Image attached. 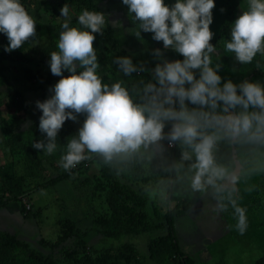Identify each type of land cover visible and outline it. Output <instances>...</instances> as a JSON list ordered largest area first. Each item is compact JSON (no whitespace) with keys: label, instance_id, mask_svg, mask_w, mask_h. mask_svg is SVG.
I'll return each instance as SVG.
<instances>
[{"label":"clouds","instance_id":"clouds-1","mask_svg":"<svg viewBox=\"0 0 264 264\" xmlns=\"http://www.w3.org/2000/svg\"><path fill=\"white\" fill-rule=\"evenodd\" d=\"M121 3L131 15L136 37L150 33L152 40L162 41V49H153L158 62L154 67L155 82L144 86L146 102H134L121 81L111 86L102 83L97 71L94 41L103 34L106 22L121 26L120 21H110L103 11L85 9L77 17V25L70 26V9L64 4L60 16L69 20L62 23L58 50L52 51L48 59L51 74L60 79L49 88L46 99L35 102L41 113V137L33 141L32 148L52 154L65 122H76L82 114L84 119L70 135L61 157L65 170L93 154L109 162L118 154L133 153L142 145L167 138L191 149L182 154L184 160L195 156L191 187L200 190L206 184L214 185L226 174L214 155L218 141L236 140L242 135L252 140L264 139V84L247 79L222 82L221 64L213 60L214 55H219L217 46L210 42L215 36L210 26L216 0ZM246 3L247 9L232 22L230 38L224 41L226 52L232 53L240 64H248L258 53H264V0ZM36 26V19L21 0H0V34L7 38L5 52L21 49L35 37ZM168 49L180 58H164L163 51ZM115 62L125 75L136 71L128 56L116 57ZM238 107L240 110L236 111ZM250 108L258 111H249ZM169 123L170 130L165 133ZM30 125L28 121L26 126ZM219 211H224V207ZM235 213L237 228L243 233L247 228L246 210L236 205Z\"/></svg>","mask_w":264,"mask_h":264},{"label":"trees","instance_id":"trees-1","mask_svg":"<svg viewBox=\"0 0 264 264\" xmlns=\"http://www.w3.org/2000/svg\"><path fill=\"white\" fill-rule=\"evenodd\" d=\"M63 1L68 3L70 7H75L77 11L81 9L102 11L93 4L92 0ZM29 2L36 3L32 0H21L22 4ZM237 7V0H220L218 10L222 14L224 13L223 20L215 27V36L210 41L216 44L217 52L222 54V58L226 62L228 52L224 49V41L230 38L228 30L237 17ZM36 21L35 37L30 38L21 49L5 52L4 46L7 44V38L0 34V86L3 87L5 92L4 96L0 97V103L3 100H9V105L17 111V115L29 111L25 99L27 92L42 90L47 94L54 81L60 78L52 75L50 69L45 74L47 79L45 77L41 78L38 67L40 64H37V70L26 67L23 77L20 78L13 73V70H10L8 65L2 62L13 56L14 61L24 60L26 54L29 52V55L34 50V43L45 35L47 30L51 31L43 22ZM76 24V21L71 20L70 26ZM108 26L106 23L103 34H98L94 41L99 60L102 59L104 54L106 55L112 51V49L104 46L103 40L105 38L113 39L115 46L124 43ZM42 50L40 63L43 67L49 68V54L58 49H56L54 43L49 42ZM147 51L144 50L141 53V50H135V52L129 51L131 54L126 53L132 59L133 64L136 65V71L125 75L120 69V72L116 70L111 74L115 83L121 81L124 84L136 103L146 102L144 86L149 82H155L154 55L153 52ZM133 52L134 54H132ZM176 57L177 59L180 58L177 54ZM1 68H4L5 71L3 75ZM251 68L253 76L258 75L260 72L264 73V53H258L254 57V64ZM115 73L117 74L114 77ZM67 74L65 73V75ZM136 89H138V92H135ZM189 107L193 106L189 105ZM252 111H258V109H252ZM13 121L17 120H9L0 108V126L8 135L5 133L4 139L0 140V145L7 149H5V154L9 152L16 155L19 149H22L21 157L18 158V161L12 162L13 165L8 163L0 165V211L15 208L13 212L20 218V221L17 222L18 225L23 227V231L26 229L28 235L29 233L32 235L33 226L31 227L27 221L35 220L34 205L28 203L29 209H27L24 201L22 202V199H24L22 197L28 196L31 184L35 185L32 191H40L52 188L63 181L73 183L76 181L75 174L80 171V167L76 165L74 168L65 170L60 163L61 157L66 151L67 141L71 138L70 135H74L68 121L65 122L59 133L57 149L52 154L37 151L30 145L34 140L41 137V133L36 126L35 137L32 136V140L28 143L14 132ZM170 127L171 124L169 123L166 125L164 132L167 133ZM168 142L169 140L165 138L157 143L148 144L147 146L142 145V148L148 147L152 150L155 148L163 149L161 157H152L149 161L139 149L136 152L124 154L129 157V160L122 162L121 165L117 164V155L109 162H105L97 154L92 155V160L98 167V174L93 173L94 176L90 178L87 176L84 183L91 186L92 180H94L90 195L93 200L101 201L99 204L102 203V209H94L90 231L100 235L101 240L108 241L109 246L107 248L101 249L88 244L86 238L89 231L82 229L70 217H64L59 219L56 225L58 226L56 238L47 240L44 237H38L35 241L36 246H33L32 242H28L29 240H26L25 236L21 238L19 234L0 231V264H143L138 259L139 251L136 245L130 242L129 239L138 238L139 235L145 237L154 232L158 233V236L152 239L147 238L146 244V254L150 260L160 264L168 260L176 261L178 264H195L191 256L187 255L180 246L175 230L177 216L190 210L194 202L185 183L186 176H184V173L191 168V163L189 164V160L182 158V154L185 151L190 152L191 149L180 141L173 142L174 146L167 148ZM232 148L236 150L235 155L240 160L239 153L241 150L238 139L231 141L225 138L218 141L216 145L214 151L216 163L224 169H230L234 166ZM192 159L195 161L194 155ZM160 161L162 162L159 165ZM18 162L24 163V171L14 170L13 166ZM49 171L57 174L47 178L46 173H50ZM124 171H129L126 176L133 175L134 184H128L120 179V174L123 175ZM258 172L262 179L264 172ZM41 179L45 181L40 182ZM159 180L165 181L166 186H159L158 189H165L169 196L176 201L174 208L166 210L164 213L156 207L149 195V192H152L155 188L154 184ZM218 180L214 185H208L207 187L210 189L217 186L219 184ZM148 183L149 186L145 189L143 185ZM258 184L260 185V182ZM14 203L18 206L17 208L12 205ZM124 237L127 238L120 241ZM112 252L114 253L112 254ZM253 264H264V251Z\"/></svg>","mask_w":264,"mask_h":264},{"label":"rangeland","instance_id":"rangeland-1","mask_svg":"<svg viewBox=\"0 0 264 264\" xmlns=\"http://www.w3.org/2000/svg\"><path fill=\"white\" fill-rule=\"evenodd\" d=\"M32 1L36 3H25L23 4L24 7L36 20L47 25L51 31L47 30V33L34 43V50L29 55L28 52L24 60L18 59L14 61L13 56L10 59L2 61L3 64L8 65L10 70H13V73L20 78L23 77L26 67H32L31 70H37V64H40L38 67L41 78L45 77L49 68L43 67L40 63V57L43 51L42 48L48 45L49 42H52L57 49L59 33L62 31L61 25L65 20H69L68 17L60 16V8L64 4L69 6L70 23L71 20L77 23V17L83 12L82 9L77 11L75 7H70V5L63 0ZM92 2L108 16L110 21L119 20L121 23V26L119 24L114 26L106 22L107 26L109 25V29L111 28L112 32L124 43L120 46H115L113 39L105 38L103 40L104 46L112 49V51L106 55L104 54L102 59L100 58L101 62L98 59L99 68L97 71L101 77V81L111 86L115 83L111 74H113L114 71L116 72V70L120 72V68L115 62L116 57L127 56L126 53L131 54L129 51L135 52V50H141V53L144 50L153 52V49H162L163 45L162 41L152 40L150 33H141V37L139 38L135 36L134 23L131 20V15H129L127 7L121 3V0H92ZM166 2H169V0H166ZM219 3L220 0H216V6L212 10L214 22L210 28L213 31L219 22L223 20L224 13L222 14V12L218 10ZM237 4L238 17L243 10L247 9V3L246 0H237ZM228 33L230 35V29ZM134 52L132 54H134ZM218 54V57L217 55L213 56V60L214 63L221 64L219 74L222 77V82L230 79L234 83H239L247 79L250 81H259L264 84L263 72L254 76L251 74V67H253L254 59L248 64H240L235 60L232 53L226 54V56L230 57V59L226 57L227 62L224 61L221 53ZM163 56L168 60L177 59L176 53L171 49L164 50ZM154 61L156 65L158 61L155 57ZM1 72L2 75L5 74L4 68H1ZM116 74L117 73H115L114 77ZM45 79L47 78L45 77ZM59 79L60 78H57V80L51 84L54 85ZM135 92H138V89H136ZM4 93L3 87L0 86V97H3ZM49 95V92L46 94L42 90L27 92V94H25V99L28 103L29 111L27 113L23 112L22 114L18 113V115L17 111L9 105V100H3L1 102L2 104L0 103L3 114H5L9 120H17L13 121L14 132L21 136L25 142L31 141L32 136L35 137L34 132L37 131L36 127L38 128V118L41 113L36 109L35 102L37 100L43 101ZM239 110L238 107L236 111ZM249 111H252V108H250ZM83 119L84 116L81 114L76 122L68 120L74 133L77 131ZM28 121H31L30 126H26ZM33 125L35 130L33 129ZM5 133L7 135V132H4L0 126V140L4 139ZM230 140L233 141L232 139ZM238 141L241 150L239 153L241 159H237L235 149L234 155L235 159L239 161L240 167L239 172L232 178L231 176L235 172V160L233 157L234 166L230 167V169H226V174L218 180L219 184L210 189L207 187V184L200 190H194L191 187V178L195 173V169L192 167V164L195 162L194 159L189 160L191 168L184 173V176H186L185 183L189 188V194L194 202L190 210L177 216L175 220V230L180 246L187 255L191 256L195 264H253L264 251V196L262 197L264 193V175L261 179L258 172H264V139L252 140L242 135L238 138ZM30 145L32 146L31 143ZM5 149L3 145H0V165L4 163L13 165L12 162L18 161V158L21 157L22 149H19L16 155L9 152L5 154ZM139 151L145 154L149 161L152 157H161L163 149L155 148L152 150L148 147H141ZM117 157L118 165L129 160V157L124 154H118ZM81 162L77 164V166L80 167V171L75 174V182L63 181L52 188L40 191H32V189L35 188V185L32 183L29 187L30 192L28 196L25 195L22 197L24 198L22 202L24 200L27 203H32V205H34V211L37 213L33 212L35 220L27 221L31 227L33 226L34 230L32 235L30 233L28 235L26 229L23 231V227L18 225L17 222L20 221V218L13 212L15 208L3 209L0 211V231L16 233L19 234L21 238L25 236L26 240H29L28 242H32L33 246H36L35 241L38 237L54 240L58 231V226H56L58 220L64 217H70L82 229L89 231L86 238L88 244H92L101 249L107 248V246H109L108 241L101 240L102 238L100 235L90 231L94 209H102V203L99 204L101 201L93 200L90 195L94 180H92L91 186L84 183V179L87 176L90 178L94 176L92 175L93 173L98 174V167L93 162L92 157ZM161 162L162 161H160L159 165ZM13 168L15 171H24V163L18 162ZM49 172L50 173H46L47 178L57 174L56 172ZM128 172L129 171H124V176L120 174V179L128 184H134L133 175L130 174L126 176ZM39 181L43 182L45 180L41 179ZM151 182L152 180L150 183ZM258 182H260V185ZM165 184V181L159 180V182L154 184L155 188L152 192H149L156 207L160 208L163 213L166 210L174 208L176 204V201L169 196L165 189H158L159 186ZM148 186L149 183L143 185L145 189L148 188ZM12 205L16 208L18 207L15 203ZM236 205L246 210L247 228L243 233L237 228L238 217L235 213ZM221 206L224 207V211L222 212L219 211ZM156 236H158V233L154 232L145 237L139 235L138 238L133 237L129 239L130 242L136 245L139 251L138 259L141 263L160 264L150 260L146 254L147 238L152 239ZM125 238L127 237L122 238L120 241H124ZM113 253L114 252H112V254ZM161 264L178 263L168 260Z\"/></svg>","mask_w":264,"mask_h":264},{"label":"water","instance_id":"water-1","mask_svg":"<svg viewBox=\"0 0 264 264\" xmlns=\"http://www.w3.org/2000/svg\"><path fill=\"white\" fill-rule=\"evenodd\" d=\"M234 152H235V150H234V148H233L232 153H233V158H234V160H235V172L232 174L231 178H232L235 174H237V173L239 172V167H240V166H239V165H240L239 161L235 159Z\"/></svg>","mask_w":264,"mask_h":264},{"label":"built area","instance_id":"built-area-1","mask_svg":"<svg viewBox=\"0 0 264 264\" xmlns=\"http://www.w3.org/2000/svg\"><path fill=\"white\" fill-rule=\"evenodd\" d=\"M167 145H168V147L171 148V147H173L174 143L173 142H168ZM24 203H25L26 208L29 209V204H28L29 202L27 203V202L24 201Z\"/></svg>","mask_w":264,"mask_h":264}]
</instances>
